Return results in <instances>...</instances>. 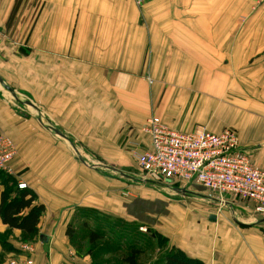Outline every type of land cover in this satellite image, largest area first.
Wrapping results in <instances>:
<instances>
[{"label": "crops", "instance_id": "crops-1", "mask_svg": "<svg viewBox=\"0 0 264 264\" xmlns=\"http://www.w3.org/2000/svg\"><path fill=\"white\" fill-rule=\"evenodd\" d=\"M150 116L180 131L231 126L264 169L263 0H0V137L15 145L8 175L45 207L34 252H21L12 230L15 254L2 264L75 261L66 229L77 218L170 236L186 214L172 196L215 200L195 182L161 191L122 179L133 151L149 145ZM228 207L240 214L234 224L220 223L218 233L217 218L208 239L173 245L215 252L214 264H264V216L247 203ZM6 230L0 220V236Z\"/></svg>", "mask_w": 264, "mask_h": 264}, {"label": "built area", "instance_id": "built-area-1", "mask_svg": "<svg viewBox=\"0 0 264 264\" xmlns=\"http://www.w3.org/2000/svg\"><path fill=\"white\" fill-rule=\"evenodd\" d=\"M145 1L136 0V3ZM142 131L149 145L143 150L135 149L133 156L146 179L168 186L195 182L215 197L219 209L222 205L242 202L254 214L264 216V169L240 149L233 127L227 126L218 132L208 131L204 126L180 131L159 117L150 116ZM14 155L12 141L0 137V170L11 172L9 163ZM18 187L25 188L26 183L19 181ZM19 249L26 254L34 252L31 243H22ZM18 262L11 260L9 264ZM32 263L30 257L23 260V264Z\"/></svg>", "mask_w": 264, "mask_h": 264}, {"label": "rangeland", "instance_id": "rangeland-1", "mask_svg": "<svg viewBox=\"0 0 264 264\" xmlns=\"http://www.w3.org/2000/svg\"><path fill=\"white\" fill-rule=\"evenodd\" d=\"M21 101L27 103L28 99L22 98ZM128 175L130 178L122 179L135 181L136 185H149L161 191H165L162 183L146 179L145 175L140 171L136 163L134 164V168L128 169ZM172 197H178L179 200L184 202L186 214L184 216V220L182 219V223H180L178 227H173V233L170 236L168 234L167 236H165L166 234H160L148 226L140 224L133 225L132 223H128L127 221L117 218H115L117 220L106 217L98 219L95 215L92 217L93 220L90 222L89 226L87 223L85 226L82 225L80 218H77L75 223L76 225L74 226L75 236L73 239H69L68 243L70 245V247L68 246V250H70L69 255H75L72 258L76 257V259L75 261L68 259L67 262L69 264H125L121 257L124 253H127V247L133 243L141 249V254L137 258L138 264H164L167 256L172 255V253L176 250H181L183 254H186L188 257H191V259H195L197 261L194 262L192 260L190 262H186L185 260L182 261L181 264L184 262L187 264H214L213 254L215 252L210 253L207 249L198 250L196 245L187 243L186 249L183 250L175 247L172 241L186 242L188 239H208L210 236L208 231L211 227H213V223L217 222V218L219 219V224L217 225V231L219 233V228L221 227L220 223L225 225L227 223L234 224L231 219L239 218L240 214L238 213L239 215L237 216L234 215L236 210L235 208L228 211V206L231 204L222 205L219 209L218 206L220 205L218 202L210 196H208L209 198L205 197L207 199L200 198L202 197L201 194L197 196L188 195V197H182L179 195ZM188 202L194 205V209ZM195 208L199 211L195 210ZM236 208L237 210L240 209L238 207ZM248 211L251 210L248 208ZM196 213L200 214V217L198 218L199 220L197 219V215H195ZM251 213L253 212L251 211ZM210 215H214L216 219L214 221L210 220ZM254 217L259 219L263 216L259 217L254 215ZM96 222H104V224H102L103 230L100 232V239L90 244L88 240V231L89 229L94 228L93 226L96 225ZM141 228H143V230ZM177 228L178 232L175 231ZM154 232H156V234ZM7 236L9 235L0 236V264L4 263L10 253L13 255L15 254L13 250L8 248V246H10V242H7ZM214 237H216V234L211 232V238ZM13 238L18 240L20 239V235L18 238ZM23 243H30V241ZM194 254L207 256H203V260H200L194 258Z\"/></svg>", "mask_w": 264, "mask_h": 264}, {"label": "trees", "instance_id": "trees-1", "mask_svg": "<svg viewBox=\"0 0 264 264\" xmlns=\"http://www.w3.org/2000/svg\"><path fill=\"white\" fill-rule=\"evenodd\" d=\"M0 186L2 187L0 191V220L2 224L7 226L6 235L10 234L12 230H19V241L33 242L38 238V225L45 210L44 205L36 200V195L32 190L27 187L19 188L14 178L2 170H0ZM82 225L85 226L86 223H82ZM102 230L103 226L89 229L88 240L90 244L100 239ZM66 233L70 239L75 236V231L70 225L67 226ZM154 233L156 234V232ZM8 248L15 250L11 243ZM127 248V253L121 257L124 263L138 264L137 258L141 254V249L133 243ZM185 260L186 262L192 260L197 262L183 254L181 250H176L172 255L167 256L164 264H181ZM186 262L182 264H187Z\"/></svg>", "mask_w": 264, "mask_h": 264}, {"label": "water", "instance_id": "water-1", "mask_svg": "<svg viewBox=\"0 0 264 264\" xmlns=\"http://www.w3.org/2000/svg\"><path fill=\"white\" fill-rule=\"evenodd\" d=\"M5 89H6V87H5ZM11 95H12L11 97L13 99L19 101L15 94L12 93ZM209 219L212 220V221H214L216 219V217L214 215H210Z\"/></svg>", "mask_w": 264, "mask_h": 264}]
</instances>
